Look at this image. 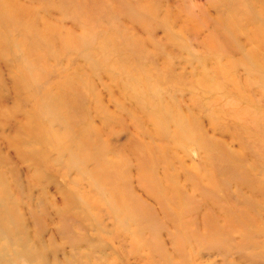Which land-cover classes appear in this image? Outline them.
Wrapping results in <instances>:
<instances>
[{
    "label": "rangeland",
    "instance_id": "rangeland-1",
    "mask_svg": "<svg viewBox=\"0 0 264 264\" xmlns=\"http://www.w3.org/2000/svg\"><path fill=\"white\" fill-rule=\"evenodd\" d=\"M0 264H264V0H0Z\"/></svg>",
    "mask_w": 264,
    "mask_h": 264
}]
</instances>
